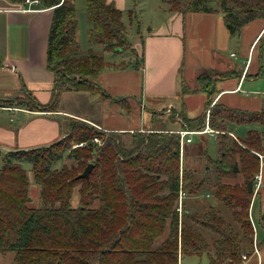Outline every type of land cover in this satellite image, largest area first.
I'll return each mask as SVG.
<instances>
[{
    "label": "trees",
    "instance_id": "16d2710c",
    "mask_svg": "<svg viewBox=\"0 0 264 264\" xmlns=\"http://www.w3.org/2000/svg\"><path fill=\"white\" fill-rule=\"evenodd\" d=\"M39 1L45 8H53L47 47L48 67L55 75L53 100L41 104L23 88V94L15 98H0V106L53 112L66 92L92 93L99 86L106 96L99 76L112 64L92 49L81 51L74 0ZM162 2L182 14L221 11L231 34H239L254 20L264 21V0H216L215 6L210 0ZM87 15L93 25L91 45H101L107 52L129 49L136 53L127 38L123 11L114 3L87 0ZM234 73L209 70L199 75L194 89L185 83L183 91L212 95L214 82ZM212 102L208 100L197 117L180 113L189 130L202 131L208 122L222 131V156L208 157L210 169L202 177L182 166L181 136L176 132L137 135L135 149L128 151L122 147L120 134L82 122L49 146L0 154V252H14L16 264H179L180 258L204 254L209 264H243V255L254 251L250 208L264 132L251 129L244 145H238L227 143L226 131L229 123L264 127V105L259 111H249L215 104L208 118ZM82 142L84 146L74 147ZM65 156L80 165L55 169V163ZM85 160L90 161L85 164ZM89 163L93 168L88 178H78L81 169L71 173ZM29 170L41 188L39 207L31 205ZM240 175L242 184L230 182ZM181 183L191 196H202L209 192L206 187L212 186L217 205L191 213L183 202L180 218L177 201ZM78 186L79 205L73 207ZM164 189L168 193H163Z\"/></svg>",
    "mask_w": 264,
    "mask_h": 264
},
{
    "label": "crops",
    "instance_id": "0c3cea01",
    "mask_svg": "<svg viewBox=\"0 0 264 264\" xmlns=\"http://www.w3.org/2000/svg\"><path fill=\"white\" fill-rule=\"evenodd\" d=\"M107 2L122 10L119 3L124 4L125 0ZM159 2V8L163 9L162 0ZM52 17L53 8H45L41 4L24 7L20 3L0 0V98L19 96L25 88L41 104H49L53 100L55 75L47 63ZM263 34L264 21L260 19L245 25L239 34H231L221 11L182 14L169 9L160 23L140 35L139 44H133L136 54L140 55L134 63L126 67L124 61H108L112 65L99 76L106 94L104 98L88 92H66L61 99V108L53 112L0 106L2 111L11 115V120L12 117L17 120L15 128L5 130L0 127V152L32 149L61 140L70 131V118H75L100 130L116 132L124 141L134 140L143 133L187 131L186 138H191V141L185 140L181 145V163L184 169L197 173L195 160L190 158L193 137L212 136L217 143V157L213 159H220L222 131L211 128L207 122L205 129L196 133L184 126L180 113L190 118L197 117L205 111L208 100L213 102L207 116L215 104L249 111L261 110L264 105L262 98L246 94V88L249 82L263 74L256 61ZM222 35L227 44L223 42ZM230 41L239 45L240 53L232 50L228 54L226 49ZM238 56L240 59H236ZM232 57L238 61L234 62ZM212 69L235 73L215 81L212 95L205 91L184 93L185 83L194 89L199 75ZM69 100L76 106L66 108L65 102ZM240 125L243 124H227V143L236 140L241 144L242 139L234 132V128ZM247 126L250 130L264 132L260 125ZM204 155L207 157L204 170L208 171L207 162L211 156L207 150ZM259 174L261 182L254 192L250 208L259 254L251 255L243 264H264V162L260 163ZM204 194L186 195L185 207L197 208L196 203ZM183 262L184 258H180L179 264Z\"/></svg>",
    "mask_w": 264,
    "mask_h": 264
},
{
    "label": "rangeland",
    "instance_id": "374dc122",
    "mask_svg": "<svg viewBox=\"0 0 264 264\" xmlns=\"http://www.w3.org/2000/svg\"><path fill=\"white\" fill-rule=\"evenodd\" d=\"M74 2H75V6H76V19L78 22L77 40L80 43L81 51L83 53H88L90 51V49H92L97 54L104 56V58L107 61L112 60V59L118 60L119 62L124 61L126 67L130 66L131 63H134L135 60H137V57H140L139 54L137 55L136 53H133L129 49H123L121 52H118V51L117 52H113V51L107 52V51H104L103 46H101V45H95V46L91 45L89 42V32H90L93 25L89 21L88 15H87V0H74ZM117 2H120V0H117ZM162 3H161V6L164 5L163 9L159 8L160 7L159 0H125L124 4L119 3V4H121V6H123V9H122L123 21H124V24L127 28V38L132 45L133 44H139L138 39H140V37H141L140 35L146 33V31L151 26L155 25L156 23L157 24L160 23L162 18L166 16L169 9L165 4H162ZM210 4L212 6H215L216 0H210ZM222 38H223V35H222ZM223 42L225 44H227V42H225L224 38H223ZM140 49H141V47H140ZM232 50L240 53L239 45H237L236 42L230 41V43L228 44V50L226 49V51L228 52V54H230V52ZM257 54L259 56H258V58H256V61L258 63V66L260 68H262L263 74L260 77L255 78L256 79L255 81L249 82V84L246 88V94H248L250 96H256L258 98H262V100L264 102V37H263L262 41L259 43V47L257 48ZM231 59L234 60V62H237L238 60H236V59H240V56H238L236 59L233 57ZM249 76L254 77L256 75H249ZM99 91H100L99 86H97V90L90 93V94L94 95V96H98L100 98H103L105 95H103L102 89L100 91L101 93ZM19 95H21V94H19ZM15 97H17V96H13L10 98H15ZM3 99H5V98H3ZM79 103L80 102H78L76 104H79ZM74 106H76V105H74V102L71 100L65 102L66 108H70V107L72 108ZM83 106H85V104ZM59 108H61V107H59ZM12 118H13V120H11V115L9 113L2 111L0 109V127L1 128L3 127V128H5V130H7L9 128H15L16 124H17V120H15L14 117H12ZM82 122L86 123L89 126H92L91 124L87 123L84 120L70 118V132H73L74 126L76 124H78V126H79L80 125L79 123H82ZM92 127L97 129V130H100L96 126H92ZM234 129H235L234 132L237 134V136L240 139H242V141H241V144L239 142H237L236 140H232V142L231 141L230 142L236 143L238 145H244V141H245L244 139L247 136V133L250 130V127L243 124V125H240L238 127H235ZM263 131H264V128H263ZM139 138L136 137V139H134V140L124 141L123 137L120 135L122 147L128 151H132L135 149V143ZM157 139H159V138H157ZM59 140H57V141H59ZM57 141H55V142H57ZM193 141H194L193 144H191L192 150H190V158H191V160L192 159L195 160L194 163L196 165L195 167L198 169V172H197L198 177H202L203 175L204 176L207 175L205 173L206 171L204 170V167L206 166L207 157L204 155V153L207 150V153L212 158H216L217 157V143H216V140L212 136H210L209 134H206L202 137L195 135L193 137ZM55 142H53V143H55ZM51 144L52 143H49V144H46L43 146H49ZM197 145H198V147H196ZM74 147H76V146H74ZM18 150H22V149H18ZM261 152H263V150ZM0 154L4 155V153H0ZM89 161L90 160H85L84 163L86 164ZM2 164L3 163L1 161L0 166H2ZM79 165L80 164L76 159L65 156L63 158V160H59L55 163V169H57V170H62L64 168L70 169V168H72V166L74 167V166H79ZM25 166H28V165H25ZM85 167H86V165H85ZM85 167H83V165H82V168H78L76 170H73L71 173L74 174V173L80 171V169L82 172L85 170L84 169ZM212 174L213 173H209V175H211V176H212ZM29 179H30L31 205L34 207H36V206L39 207V206H41V188L34 181L33 174H32L31 170H29ZM243 180H244L243 176L240 175L237 179L231 180L230 182L242 184ZM79 189H80V186H78L74 189L73 197H72V201H71L73 207H77L79 205V198H80ZM206 190H209L211 193L213 190V187L209 185L206 187ZM163 193H168L167 189H164ZM205 195H207V196H205ZM177 203H178V201H177ZM211 205H217V200L214 198L212 193L211 194L206 193V194H204L203 198H201L197 201V203H196L197 208H194V207L191 208L189 205H187L185 208H186V210H189V212L195 213V212H203L207 207H209ZM194 206H195V204H194ZM183 208H184V206H183ZM179 214H180V218H181L182 213H179ZM15 256H16V254L14 252H8V253H1L0 252V264H16ZM193 262H194V264H209L208 256L206 254H204L202 256L185 257L183 264H193Z\"/></svg>",
    "mask_w": 264,
    "mask_h": 264
},
{
    "label": "built area",
    "instance_id": "2783aa9c",
    "mask_svg": "<svg viewBox=\"0 0 264 264\" xmlns=\"http://www.w3.org/2000/svg\"><path fill=\"white\" fill-rule=\"evenodd\" d=\"M33 4H40V1L39 0H25L24 7L31 6ZM195 132L196 133H200L202 131H195ZM187 134H188L187 131H181L180 132L181 145H182V143L185 140L187 142H190L191 141V138H186V135ZM94 141L95 142H98V143L100 142V140L98 138H95ZM84 145H85V142H82V143L76 144L75 146L76 147H80V146H84ZM258 156H259V159H260V163L264 162V153H258ZM260 182H261V175L260 174H257L256 175V186H255V190L259 187ZM185 197H186V192L184 191V189L182 187V183H181V187H180V191H179V197H178V208H177L179 213H182V211H183V202H184ZM253 254H255V255L259 254V249H258V245H257L256 239H254V251H253L252 255ZM250 256L251 255H243V262L247 261L250 258Z\"/></svg>",
    "mask_w": 264,
    "mask_h": 264
},
{
    "label": "water",
    "instance_id": "95a60500",
    "mask_svg": "<svg viewBox=\"0 0 264 264\" xmlns=\"http://www.w3.org/2000/svg\"><path fill=\"white\" fill-rule=\"evenodd\" d=\"M92 168H93V164L90 163V164L85 168V170H84L81 174L78 175V178H88V177H89V174H90V172H91V170H92Z\"/></svg>",
    "mask_w": 264,
    "mask_h": 264
}]
</instances>
